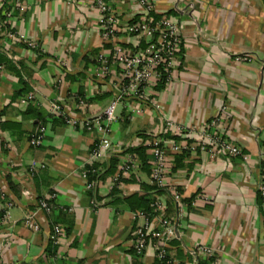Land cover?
<instances>
[{
  "label": "crops",
  "instance_id": "obj_1",
  "mask_svg": "<svg viewBox=\"0 0 264 264\" xmlns=\"http://www.w3.org/2000/svg\"><path fill=\"white\" fill-rule=\"evenodd\" d=\"M152 1L156 14L178 22L182 53L169 82L157 80L146 99L117 105L107 132L112 153L98 161L99 170L107 172L116 153L138 147L132 146L136 139L162 132L167 120L199 128L219 116L244 154L202 150L174 169L175 156L166 189H178L186 206L170 216V240L179 242L185 264H264V201L258 198L264 184V0ZM113 6L126 22L142 11L137 0H114ZM0 11V53L11 62L0 65V264H154L152 245L141 255L134 249L133 232L145 218L116 199L112 173L93 190L83 175L103 135L84 122L102 114L118 92L119 65L99 61L110 47L92 0H0ZM120 36L128 48L148 41ZM239 55L251 59L236 60ZM53 104L65 116L53 113ZM42 121L43 143L31 146ZM141 182L152 184L143 170L118 196L139 192ZM51 193L55 207L48 212L39 201ZM55 224L65 231L57 245ZM199 245L213 254L192 256Z\"/></svg>",
  "mask_w": 264,
  "mask_h": 264
},
{
  "label": "built area",
  "instance_id": "obj_2",
  "mask_svg": "<svg viewBox=\"0 0 264 264\" xmlns=\"http://www.w3.org/2000/svg\"><path fill=\"white\" fill-rule=\"evenodd\" d=\"M114 0H92L93 6L99 12V27L103 41L110 47L108 55L100 54L99 61L108 65L118 64V92L114 100L109 104L102 114L88 118L84 125L88 131L97 130L102 133L100 140L96 141L91 148L88 165L83 169L86 178V187L95 189L97 183L89 180L90 173H98V161L108 153H112L113 144L107 137L108 126L115 120V109L119 103H129L131 98L144 100L147 98L146 90L151 83L165 79L169 82L175 72L178 58L182 53V37L179 32L178 22L168 14L155 17L154 3L152 0H137L142 11L134 21H124L120 13L113 6ZM3 6V5H2ZM10 15L8 10L4 11ZM121 33H125L135 39L144 36L148 39L144 46L128 48L121 40ZM30 45H33L30 43ZM35 46V45H33ZM250 55H239L236 60H250ZM85 101L80 99L79 106H84ZM52 112L56 115L65 116L64 111L58 104L52 105ZM66 118V117H65ZM220 117L216 116L205 122L199 128H184L172 120L164 123V130L160 133L150 134L132 142V146H145L150 154L152 164L151 182L160 188H167L166 175L176 154L182 151L198 153L199 151H210L212 154H225L228 156L243 155L242 149L225 135L220 123ZM67 122L70 119L66 118ZM46 126L39 124L31 133L29 143L38 147L43 143ZM177 134V135H176ZM177 136V137H175ZM129 149V148H128ZM123 150V149H121ZM114 155V154H112ZM120 156L118 172L112 176L110 181L113 187L121 189L125 180L130 178L133 172L140 169V157L135 151L116 153ZM38 164L33 162L32 171L35 172ZM40 167H44L41 164ZM264 172V161L262 162ZM168 190V189H167ZM171 196L176 203L178 212L182 214L186 203L181 192L176 188H170ZM264 199V184L259 189ZM56 193H51L39 201L41 208L50 212L55 207ZM97 202H94L96 206ZM153 205L158 212L156 218L159 222L150 220L144 213L145 223L135 227L134 249L138 255L144 254L148 245H152L156 251V257L162 258L166 253L170 235L174 234V224L171 218L165 216L167 201L164 195H156ZM34 229H38L37 223H31ZM54 244H59L64 235L62 224L53 226ZM192 256L203 254L211 256L212 248L199 245L190 250ZM177 261H168V264H177Z\"/></svg>",
  "mask_w": 264,
  "mask_h": 264
},
{
  "label": "trees",
  "instance_id": "obj_3",
  "mask_svg": "<svg viewBox=\"0 0 264 264\" xmlns=\"http://www.w3.org/2000/svg\"><path fill=\"white\" fill-rule=\"evenodd\" d=\"M4 1V4L8 2V0H2ZM9 9V8H8ZM0 13L2 14V11H0ZM4 15L5 12H4ZM155 17L158 18L160 15L154 13ZM138 17V16H137ZM137 17H134L132 19V21L137 20ZM144 46V44H143ZM10 64V60L5 57L3 54L0 53V65L1 64ZM160 83H165V79H161ZM162 84L160 86H162ZM40 124H45L43 121L40 122ZM148 136V135H147ZM146 137V136H145ZM177 137V136H175ZM135 151L139 154L140 157V169H138L137 171H145L147 172L149 175L151 173V168H152V164L150 162L151 157L149 156L147 147L145 146H138L135 148H129V150L127 151ZM190 152L189 151H182V152H178L176 154V165L174 167V169L179 167V160H183L185 159V157H187V155H189ZM118 163H119V157L117 156H113L111 164L109 169L107 170V172H101V170H99L98 173H90L89 174V180L96 182L102 179L103 175L112 173V175H116V173L118 172ZM135 174V172L132 173V177ZM131 178V177H130ZM130 178L126 179L125 182L127 180H129ZM97 183V184H98ZM97 186V185H96ZM96 188V187H95ZM140 191L136 192L130 196L127 197H120L118 196L119 192H118V188L115 187L113 189V194L114 196L117 195L116 199H122L123 202H126L127 206L132 209L133 211H139L144 213L150 220H153L157 215L158 212L155 209V206L153 205L154 200L156 195H164L167 201V208L165 211V216L170 218L171 214H173V212L176 211V203L173 200L172 196H171V192L169 190H167L166 188H160L158 187L156 184L152 183V184H148L146 182H141L140 183ZM258 198H259V203H263L264 199L260 193V191H258ZM182 250H180V246H179V242L175 239L173 240H169L168 241V247L166 248V253L162 258L156 257L154 264H168V261H177V264H185L184 261L179 258L181 257Z\"/></svg>",
  "mask_w": 264,
  "mask_h": 264
}]
</instances>
